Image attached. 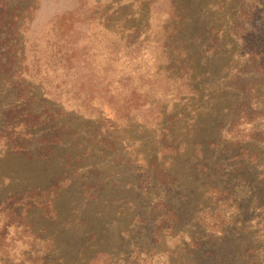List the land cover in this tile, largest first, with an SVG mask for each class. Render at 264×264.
<instances>
[{
    "label": "rangeland",
    "instance_id": "374dc122",
    "mask_svg": "<svg viewBox=\"0 0 264 264\" xmlns=\"http://www.w3.org/2000/svg\"><path fill=\"white\" fill-rule=\"evenodd\" d=\"M33 1L0 9L11 19ZM174 2L175 24L166 0H44L16 22L37 119L26 149L0 148V201L37 188L53 204L22 221L0 212V264L45 250L31 231L50 241L46 264L100 251L108 264H264V74L252 69L253 53L264 63V0ZM6 79L0 131L20 106ZM158 165L165 180L150 175Z\"/></svg>",
    "mask_w": 264,
    "mask_h": 264
},
{
    "label": "trees",
    "instance_id": "16d2710c",
    "mask_svg": "<svg viewBox=\"0 0 264 264\" xmlns=\"http://www.w3.org/2000/svg\"><path fill=\"white\" fill-rule=\"evenodd\" d=\"M42 1L44 0H34L30 4L25 5L22 10L20 8V13L13 16V18L11 19H8L5 7L0 9V72L7 75V84L17 89L16 95L18 98H20L19 109H14L12 111L10 110L6 115V121L3 124L2 131H0V148H8V146H11V149L16 151L26 149L24 143L29 138V135H31V128L35 125L37 119V117L31 111V103L33 100V96H31V93L33 91V81L31 80L32 78H29L30 74L28 72V64L26 62L25 38L24 40H22V44L19 47L20 39L17 35H20L21 28H19L20 26L17 28L15 27L16 22L18 25V23L21 24L25 19L29 22L32 18H35V16H37L40 11ZM68 1L70 2V5H73L76 0ZM166 3L167 5H169V20L173 24L180 22L181 16L176 9L174 0H166ZM252 9V7H248L247 9L243 6L242 10L239 11L238 17H240V25L244 26V29H248L250 24H253L254 16L251 12ZM63 19L66 20L65 18ZM9 24L11 26H9ZM170 27L171 32L166 28V37L170 33L173 34L175 30L174 27ZM166 41L168 42L169 40H167L166 38ZM251 51H253V49H251ZM253 54L257 55V58L255 57L256 64L252 67V69L254 68L256 71L264 74V63L260 60V56L258 53L255 52ZM188 65L186 66V69H184L188 72L186 76H183V78H186L187 81L189 80L191 72L190 66ZM37 84L40 85L39 83ZM234 84L236 86H240L239 81L234 82ZM245 86H242L241 88L244 91L246 90V88H244ZM248 86L249 87L247 88L253 87L250 83H248ZM251 106L252 103L247 99H245L238 105L237 113L239 115L238 117H241V120H238L242 121L241 123H250L251 117L254 113V110ZM254 136L255 134L251 133L245 137H233L242 141L245 138H253ZM150 175L154 176L156 180H165L168 176V173L165 168H163L161 165H158L155 166L153 170H150ZM9 204L18 206V210L12 209ZM52 204L53 199L50 196L48 190L43 191L37 188H33L22 191L21 196H19L17 199L11 198L6 202L0 201V212H6V216L8 218L15 217V219L22 221L23 213L26 209L34 206H43L44 209L48 211V214H50L52 209L50 208V206ZM161 205L163 206V204L158 203V206ZM169 213V211H165L164 218L170 219L171 216L169 215ZM23 225L25 227H28L31 224L30 222H23ZM29 236L32 238V241L42 243L46 248L42 252L34 251L28 258L25 254H21L18 262L15 264H46L47 251H49L48 248L51 245L49 243L50 241L48 239L42 240L40 235L34 234L32 231L29 233ZM102 260L108 264V257L106 252L100 251L95 255V257L90 261L89 264H98Z\"/></svg>",
    "mask_w": 264,
    "mask_h": 264
}]
</instances>
